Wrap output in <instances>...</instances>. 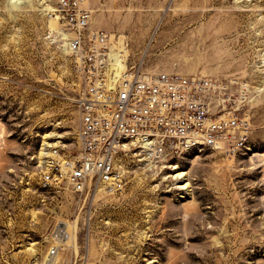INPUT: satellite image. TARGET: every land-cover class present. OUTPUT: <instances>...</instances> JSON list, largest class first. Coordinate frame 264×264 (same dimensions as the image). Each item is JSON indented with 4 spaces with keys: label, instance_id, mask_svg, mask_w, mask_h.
<instances>
[{
    "label": "rangeland",
    "instance_id": "374dc122",
    "mask_svg": "<svg viewBox=\"0 0 264 264\" xmlns=\"http://www.w3.org/2000/svg\"><path fill=\"white\" fill-rule=\"evenodd\" d=\"M56 3L0 0V264H264V0L90 1L93 26L141 71L218 82L250 140L236 156L132 155L122 190L84 194L40 184L52 147L77 149L81 117Z\"/></svg>",
    "mask_w": 264,
    "mask_h": 264
},
{
    "label": "built area",
    "instance_id": "2783aa9c",
    "mask_svg": "<svg viewBox=\"0 0 264 264\" xmlns=\"http://www.w3.org/2000/svg\"><path fill=\"white\" fill-rule=\"evenodd\" d=\"M90 1L56 3V37L74 57L83 84L81 117L77 149L55 146L42 159V187H66L75 194L95 187L117 192L127 176L123 160L132 155L153 162L193 150L229 156L249 150L248 123L222 105L218 82L145 73L131 63L121 67L112 34L93 26ZM56 251L52 247L50 255Z\"/></svg>",
    "mask_w": 264,
    "mask_h": 264
},
{
    "label": "bare ground",
    "instance_id": "6f19581e",
    "mask_svg": "<svg viewBox=\"0 0 264 264\" xmlns=\"http://www.w3.org/2000/svg\"><path fill=\"white\" fill-rule=\"evenodd\" d=\"M52 11H53V15H52L53 20L57 21V18L55 17V13H54L55 9H53ZM124 51H126V50H124ZM119 53L120 54H118V55H119L120 65H121V67H125L126 64L129 63L128 58L126 57V54L122 53V50L119 51ZM118 70H119V68H118ZM73 232H74V230H73L72 225H70L66 221H61L57 227V230L55 231V239L60 243H63V242L69 243L73 239V236H74Z\"/></svg>",
    "mask_w": 264,
    "mask_h": 264
}]
</instances>
